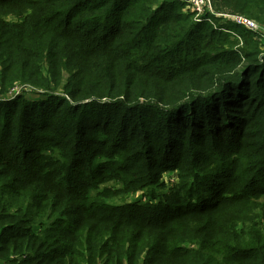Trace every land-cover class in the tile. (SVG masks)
<instances>
[{
	"label": "trees",
	"instance_id": "16d2710c",
	"mask_svg": "<svg viewBox=\"0 0 264 264\" xmlns=\"http://www.w3.org/2000/svg\"><path fill=\"white\" fill-rule=\"evenodd\" d=\"M220 21L0 0V264H264V36Z\"/></svg>",
	"mask_w": 264,
	"mask_h": 264
},
{
	"label": "built area",
	"instance_id": "2783aa9c",
	"mask_svg": "<svg viewBox=\"0 0 264 264\" xmlns=\"http://www.w3.org/2000/svg\"><path fill=\"white\" fill-rule=\"evenodd\" d=\"M186 4V8L194 14V21L200 23L207 15L220 19L222 22H230L235 26L241 27L253 33H262V26L247 17L238 14L217 13L212 9L210 0H174ZM213 23L211 20H207ZM220 21V22H221ZM264 36V35H263ZM15 93L10 92L9 95ZM8 96V95H7Z\"/></svg>",
	"mask_w": 264,
	"mask_h": 264
},
{
	"label": "rangeland",
	"instance_id": "374dc122",
	"mask_svg": "<svg viewBox=\"0 0 264 264\" xmlns=\"http://www.w3.org/2000/svg\"><path fill=\"white\" fill-rule=\"evenodd\" d=\"M223 13H230V12H223ZM31 90H32V88H30L28 86H26V87L24 85L16 86L14 89H12L13 93H15V94L14 95H8L5 99H13V98H15L18 95H26V96H29V95H31V93H30ZM5 99H2L0 97V100H5Z\"/></svg>",
	"mask_w": 264,
	"mask_h": 264
},
{
	"label": "water",
	"instance_id": "95a60500",
	"mask_svg": "<svg viewBox=\"0 0 264 264\" xmlns=\"http://www.w3.org/2000/svg\"><path fill=\"white\" fill-rule=\"evenodd\" d=\"M262 33H263V35H264V27L262 28Z\"/></svg>",
	"mask_w": 264,
	"mask_h": 264
}]
</instances>
